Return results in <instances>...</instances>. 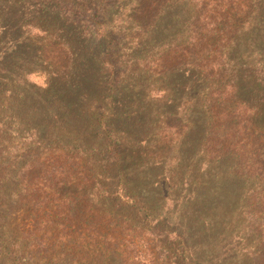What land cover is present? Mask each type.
<instances>
[{"label": "trees", "instance_id": "trees-1", "mask_svg": "<svg viewBox=\"0 0 264 264\" xmlns=\"http://www.w3.org/2000/svg\"><path fill=\"white\" fill-rule=\"evenodd\" d=\"M0 264H264V0H0Z\"/></svg>", "mask_w": 264, "mask_h": 264}, {"label": "rangeland", "instance_id": "rangeland-1", "mask_svg": "<svg viewBox=\"0 0 264 264\" xmlns=\"http://www.w3.org/2000/svg\"><path fill=\"white\" fill-rule=\"evenodd\" d=\"M181 118H182V116L179 115L178 119L182 120ZM195 120H196V118L194 119V121ZM195 136L197 137L196 132H195ZM193 144H195V143L191 142L189 140H186V141H183V142L180 143V145H185L186 146V150L190 149V147H188L187 145H191L192 146ZM173 156H174V158H176V157H180L181 158L182 157L181 160L183 161V163H185V164L190 163L191 164L192 172H187L186 175H185L186 178H187V176H189L192 181H195V183H196L197 180L200 181V178H197L198 175H200V172H199V174L197 172H194V171L199 170V168H200V160H201L200 149H197V148L193 149V150L189 151L188 154H186V155L182 154L180 156H179V153L176 151V153Z\"/></svg>", "mask_w": 264, "mask_h": 264}]
</instances>
